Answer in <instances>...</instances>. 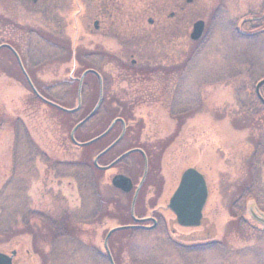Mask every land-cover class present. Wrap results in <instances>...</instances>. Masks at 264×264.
I'll list each match as a JSON object with an SVG mask.
<instances>
[{"label":"rangeland","instance_id":"374dc122","mask_svg":"<svg viewBox=\"0 0 264 264\" xmlns=\"http://www.w3.org/2000/svg\"><path fill=\"white\" fill-rule=\"evenodd\" d=\"M263 11L264 0H0V41L14 42L25 68L60 106L77 105L80 69L88 65L101 72L106 95L119 93L134 107L142 132L126 136L110 156L157 144L148 158L149 186L134 211L138 217L156 213L158 226L116 231L112 243L119 264H264V231L252 226L254 201L237 195L251 162L260 171L256 183L264 195V112L253 95L264 78V34L249 36L258 21L234 30ZM198 19L206 22L202 42L190 38ZM131 54L140 66L172 73L133 78L119 63H130ZM18 66L10 54L0 53V250L23 244L14 264H112L106 233L132 222L122 211L100 218L96 199H119L131 213L132 195L112 187L111 178L125 173L139 182L143 160L125 158L92 189V175L77 165L85 150L69 135L71 125L94 108L99 85L83 86L87 102L69 116L36 98ZM244 110L259 111L253 115L256 125L246 124ZM106 120L99 115L86 122L78 140L92 138ZM115 131L113 140L120 126ZM104 147L95 145L94 156ZM188 167L204 173L210 193L201 226L181 229L177 237L168 227L173 213L167 204ZM65 209L82 220L81 234L53 243L28 230L35 212L59 215ZM232 209L243 213L240 229ZM184 240L215 246L185 257L179 244Z\"/></svg>","mask_w":264,"mask_h":264},{"label":"trees","instance_id":"16d2710c","mask_svg":"<svg viewBox=\"0 0 264 264\" xmlns=\"http://www.w3.org/2000/svg\"><path fill=\"white\" fill-rule=\"evenodd\" d=\"M263 19H264V11L255 19L246 18V19L240 21L239 23H237L234 30L236 32H241L240 28H242V25H244L248 22H251V21H258V24L256 27H254V26L251 27L254 29L252 30L251 34H249V36H261L264 34V24H263L264 21L260 22ZM261 25H262V27H261ZM204 39H205V36L200 40V42H202ZM54 41H58V40L54 39ZM3 43H9L16 50L18 49V47L11 40L0 41V45ZM68 49H69V53L71 52V54H73L75 52V48H73V44H71L70 48H68ZM70 49H71V51H70ZM2 52H7L8 54H10L13 58H15L17 65L19 64L16 55L9 48H6V47L2 48L0 50V53H2ZM18 53H20V52H18ZM108 57L110 59H113L115 56L108 54ZM21 58L24 59V57H22V56H21ZM119 63L124 68V70L127 72V74H129V76H132L133 78H137V79L143 78L145 76H150L151 74H153L152 76H154L155 74H158L161 71H164L168 75L172 73V68L166 69V68L161 67V66H158V67L140 66L138 64L131 65L129 62L123 63L121 61H119ZM88 68H93V67L86 65L80 69L81 73ZM18 69H19V72L21 73V75L24 77V79L27 83V86L30 88L28 81H27L26 77L23 75V72H22L20 66H18ZM27 71H28L29 75L31 76L35 86L40 91V93L42 95H44L46 98H48L49 100L56 101L53 98H51L50 96H48L46 94V92L43 91V89L39 87V85L37 84V81H36L37 75L35 73L31 72V70H29V69H27ZM237 74H240V73L238 72ZM257 74H258V77H261V75H263L262 72H259ZM260 79H262V77ZM89 82H95L97 85H99L98 76L93 74V73H89L84 79V85L86 86ZM262 93L264 95V87H262ZM253 95L256 98L257 103L261 106V108L264 112V105L258 99L255 88H254ZM90 101L92 102V104L91 103L88 104L89 108L94 104L92 99ZM85 102H87V101L83 100V105L86 104ZM58 103H60V102H58ZM74 107L75 106H71V107H67V108H74ZM133 109H134V107L130 105V102L125 101V99L123 97H121L119 95V93H114V94H111L110 96L105 94L104 101H103L100 109L96 113V116L101 115V117L103 119L107 117L108 121L106 120L107 122L100 128L101 131L99 133H97L96 135H94L92 138H94L95 136L102 133L110 125V123L116 118H123L126 121V123L128 124V130H127L126 136L130 135L133 132L137 133V135L139 136V133L142 132L143 124L141 123V121H138L135 118ZM57 110L62 112V113L68 114L69 116H71L72 114L74 115V113L63 112L59 109H57ZM246 111L247 110L243 111L245 113L244 120H245L246 124L256 125L255 117L253 115L254 114H256V116L259 115L260 114L259 111L257 110V113L254 111H247L248 114L246 113ZM90 112L91 111H89V113ZM78 122L71 125V130ZM257 123L259 124V122H257ZM117 126H120V128L122 127L121 124H118ZM81 129H83V126L80 127L76 132V138L77 139L79 138ZM107 137L109 138L110 135H108ZM69 138H70V135H69ZM92 138L89 137V138H85V139H81V140L82 141H88ZM97 144H98V142H95L89 146L83 147L85 150L84 151L85 153L83 154L84 155L83 160L80 163H77V165H80V167H83L88 173H90L92 175V179H91L92 189H94V187H97L99 185L100 180L104 177V174H105V171L97 169L94 166L93 161H92V159L95 157L93 148ZM146 145L149 146L148 144L144 145L142 143L141 145L138 144L135 146H130L129 148H133V147H137V146L138 147H144L147 150L148 158L152 159L151 154L153 155L155 153V150L157 151V144L152 145L148 149H147ZM113 150L114 149L110 150L105 155H103L100 158V163L107 164L110 161H112L113 159H115L116 156H110V154L112 153ZM75 165H76V163H75ZM257 169H258L257 164L254 162H251L250 165L248 166L247 171L244 174L242 180L238 184L237 195L240 196L241 200L244 199L243 202H246L248 199H253L255 197L256 179L258 176V170ZM151 170L153 171V168H151ZM149 176H150V171H149L148 177ZM148 177H147L146 185L150 183ZM144 188H146V186ZM144 188L138 197V203L144 195ZM96 194H97V190H96ZM131 199H132V197H131ZM65 210L66 211L60 213L59 215H57V214L52 215L50 213H36L35 212L32 215L34 222L28 226V228H29L28 230H30L32 232V234L37 235L39 238H41L43 240H49L50 242H53V243H55V241L59 237H65V236H71V235L76 236V235L81 234L83 232V229L81 227L82 220H80L79 217L74 215V213H71L70 211H68L69 209H65ZM95 210L98 213L100 218H102L106 215H111V217H114L115 215L118 214L117 212L122 211L124 213V216H127V219H129V221L132 222V217H131V213H130V206L125 207L124 205H121L119 199L110 198V199L105 201V200L100 199V197H99L96 199ZM117 210H119V211H117ZM232 215L235 216V219L232 221L233 224H235L236 229H240L239 228L241 225L240 221L244 222V220H245L243 217V213H241L235 209H232ZM168 225H169L168 227L171 230L172 236L175 235L177 237H182L183 233L180 230L181 229L182 230L188 229V228L180 227L177 224L175 217H172L170 219V221H168ZM133 230L134 229H125L122 232H132ZM112 237H113V235L111 236V238L109 240L110 251L114 256L115 261H117L119 264V259H117V256L115 255V252L113 250V243H112L113 238ZM177 242H179V241H177ZM181 242H186V240L179 242V244H181L183 247V251H184L183 255L185 257H188L189 255H192V254H198V251H203V250L205 251V250L212 249L215 246V243L213 241L196 242V243L189 242L188 244H183ZM17 247L19 250H21L22 248H24V245L18 244ZM149 263L153 264L152 262L146 263V262H140V261H136V260H135V262L133 261V264H149Z\"/></svg>","mask_w":264,"mask_h":264},{"label":"water","instance_id":"95a60500","mask_svg":"<svg viewBox=\"0 0 264 264\" xmlns=\"http://www.w3.org/2000/svg\"><path fill=\"white\" fill-rule=\"evenodd\" d=\"M190 1V0H189ZM150 22H152V19H150ZM96 26L98 25V22L95 23ZM205 28H206V23L203 19H199L197 21H195V23L193 24V29L192 32L190 34V37L192 40L197 41L199 39L202 38V36L204 35L205 32ZM3 46H8L9 45H1L0 48H2ZM21 67L31 85V87L33 88V90L38 94L34 84L32 83L31 79L29 78L27 72L25 71L22 63H21ZM89 72H93L95 74H97L100 79H101V94H100V99L99 102L97 104V106L95 107V109L87 116L85 117L82 121H80L78 124L75 125V127L73 128L72 132H71V139L72 141L79 146H86L89 145L95 141H97L98 139H100L101 137L105 136L112 128L113 126L118 122V121H122V118H117L116 120L113 121V123L109 126V128L102 133L101 135H99L96 138H93L87 142H78L75 138V132L77 131V129L85 124L88 120H90L92 118V116L95 114V112L97 111L98 107L100 106L101 102H102V98H103V87H102V77L100 75V73H98L95 70H87L83 73L81 79H80V85H79V92H78V106L74 109H66L64 107L59 106L58 104L51 102L47 99H44L46 102L55 105L59 108H61L62 110L65 111H77L82 104V82L83 79L85 77V75ZM264 85V78L261 79L257 85H256V93L260 99V101L264 104V96L261 93V87ZM39 95V94H38ZM40 96V95H39ZM41 97V96H40ZM125 132V128L123 131V134ZM122 134V136H123ZM121 136V137H122ZM120 140V138L118 140H116L112 145H110L109 147H107L104 151H102L96 158H95V165H98V159L101 155H103L104 153H106L107 151H109L118 141ZM138 149H131L129 151H127L126 153L122 154L120 157H118L113 163H111L108 166L105 167H101L102 169H107L112 167L114 164H116L118 161L122 160L123 158H125L127 155L131 154L132 152L136 151ZM147 168H148V164L146 161V169H145V173L143 176V179L140 183V186L143 182V180L146 177L147 174ZM112 185L118 189H121L123 192L128 193L130 192L133 187H134V183L133 180L125 175V174H116L112 177ZM140 186L137 188V191L135 193L134 199H133V204H132V215L133 218L136 222H143L149 219H139L135 217L134 214V206H135V202L138 196V192L140 190ZM209 197V188H208V184H207V180L204 176V174H202L198 169L194 168V167H188L181 175V179L179 182L178 187L176 188V190L174 191L173 195L171 196L169 203H168V207L173 211V213L176 216L177 222L179 225L183 226V227H198L201 225L202 223V219H203V211L204 208L206 206L207 200ZM251 212L253 214V216L260 220L263 224H264V217L260 216L258 214H256L254 212V210L251 208ZM156 222V220H155ZM156 224V223H155ZM155 226V225H154ZM134 227H138L136 225H125V226H118L115 227L113 229H111L106 237H105V247L107 250V253L109 255V258L111 260L112 264L114 263V259L112 257V254L109 250L108 247V240L111 237V235L118 230L121 229H126V228H134ZM17 255V250L14 249L12 250L11 254H7L5 252L0 251V264H13L14 261V257Z\"/></svg>","mask_w":264,"mask_h":264},{"label":"flooded vegetation","instance_id":"af4514ba","mask_svg":"<svg viewBox=\"0 0 264 264\" xmlns=\"http://www.w3.org/2000/svg\"><path fill=\"white\" fill-rule=\"evenodd\" d=\"M134 57V55L133 54H131V60H130V64L131 65H136L137 64V60L135 59V58H133ZM133 60H136V62L135 63H133ZM124 61V60H123ZM125 62V61H124ZM105 87V86H104ZM105 96V95H104ZM98 100H99V97H98V99H97V102H98ZM103 101H104V97H103V100H102V103H103ZM121 124V122H118L115 126H114V128L118 125V124ZM122 125V124H121ZM112 129L110 132H109V134H107L104 138H101L99 141H97L98 143H103V144H105V147L104 148H106V147H108L109 145H111L112 144V142H114V141H116L121 135H122V132H123V128L120 130V132H119V134L116 136V138L113 140L112 139V135L116 132L115 131V129ZM127 130H128V124L126 123V132H125V134H124V136L121 138V140L112 148V149H114V148H116V146L120 143V142H122V141H124V139L126 138V135H127ZM114 132V133H113ZM108 135H110V137L108 138L107 136ZM107 137V138H106ZM137 148H140V150H142V151H137V153H138V155H139V158L140 159H143V161H145L146 159H145V156L146 157H148V154H147V150L144 148V147H137ZM137 162H138V158H137ZM119 164V163H118ZM117 164V165H118ZM138 164V163H137ZM101 166H104V164L103 163H101ZM150 171V170H149ZM149 173V172H148ZM258 176H257V179L258 178H260V171H258ZM146 181H147V177H146V179L144 180V182H143V184H142V186H141V188H140V192L143 190V188L146 186V188H144V190H146L147 188H148V186H149V184H147L146 185ZM139 184H140V181L139 182H135L134 181V185H135V187H134V189H133V192H135L136 191V189H137V187L139 186ZM264 195H263V193L259 190V185L256 183V188H255V197L253 198V200L255 201V204H256V212L258 213V215H260V216H263L264 217V201H263V197ZM139 218H148L149 220H147V221H144V222H142V223H140L141 225H143V229L144 230H149L150 229V227H153V228H155V227H157L158 226V222H159V220H158V217H157V214L156 213H151L150 215H147V216H142V217H139ZM154 219H156V222H155V220ZM156 223V224H155ZM155 225V226H154ZM255 229H257V230H261V231H264V225H263V223L260 221V220H258V219H255L254 220V224L252 225Z\"/></svg>","mask_w":264,"mask_h":264}]
</instances>
